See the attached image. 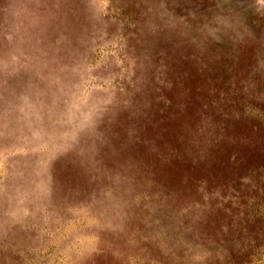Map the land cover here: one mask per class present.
<instances>
[{
	"label": "rangeland",
	"instance_id": "1",
	"mask_svg": "<svg viewBox=\"0 0 264 264\" xmlns=\"http://www.w3.org/2000/svg\"><path fill=\"white\" fill-rule=\"evenodd\" d=\"M0 264H264V0H0Z\"/></svg>",
	"mask_w": 264,
	"mask_h": 264
}]
</instances>
